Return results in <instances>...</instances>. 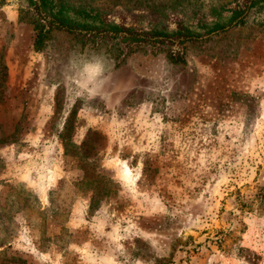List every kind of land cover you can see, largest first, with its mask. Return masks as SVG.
<instances>
[{"label":"rangeland","instance_id":"obj_1","mask_svg":"<svg viewBox=\"0 0 264 264\" xmlns=\"http://www.w3.org/2000/svg\"><path fill=\"white\" fill-rule=\"evenodd\" d=\"M67 1L146 25L147 0ZM20 8L0 1V264H264V3L183 63L58 29L36 49ZM71 113L73 143L97 132L79 163Z\"/></svg>","mask_w":264,"mask_h":264},{"label":"trees","instance_id":"obj_2","mask_svg":"<svg viewBox=\"0 0 264 264\" xmlns=\"http://www.w3.org/2000/svg\"><path fill=\"white\" fill-rule=\"evenodd\" d=\"M139 1L143 3L146 0ZM147 1L139 14L140 20L146 21L145 26L117 23L110 20L104 10L72 5L67 0H24L26 8H20V17L27 14L33 17L36 49L42 47L52 29H58L70 33L83 45L92 40L107 42L117 51L116 57L126 56L138 48L148 46L166 51L172 63H183L185 43L205 39L231 26L244 25L249 9L264 3V0H228L212 5L203 12L201 8L187 11L179 4V0L158 3ZM171 14L175 15L173 28H170ZM207 17L211 20H207ZM190 19L193 21L190 22ZM72 120L73 113L64 124L65 130L59 135L65 154L76 157L79 163L85 161L86 156L96 155L90 138L93 134L97 135V132L89 130L82 143L76 145L69 139ZM85 173L88 174V170Z\"/></svg>","mask_w":264,"mask_h":264}]
</instances>
